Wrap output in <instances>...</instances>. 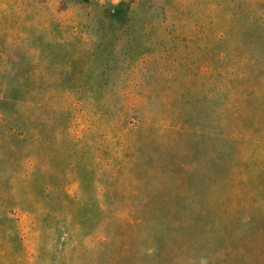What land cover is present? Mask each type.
Here are the masks:
<instances>
[{
	"label": "rangeland",
	"instance_id": "obj_1",
	"mask_svg": "<svg viewBox=\"0 0 264 264\" xmlns=\"http://www.w3.org/2000/svg\"><path fill=\"white\" fill-rule=\"evenodd\" d=\"M0 264H264V0H0Z\"/></svg>",
	"mask_w": 264,
	"mask_h": 264
}]
</instances>
